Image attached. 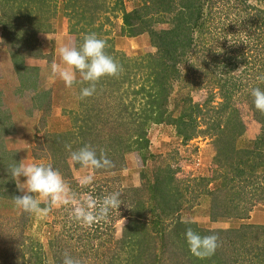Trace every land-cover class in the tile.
Returning <instances> with one entry per match:
<instances>
[{
    "label": "rangeland",
    "instance_id": "obj_1",
    "mask_svg": "<svg viewBox=\"0 0 264 264\" xmlns=\"http://www.w3.org/2000/svg\"><path fill=\"white\" fill-rule=\"evenodd\" d=\"M65 1L50 0L56 9L52 11L47 7L46 15H53L48 18L53 29L45 33H69L77 47L82 45L85 35L96 33L107 42L105 51L126 70L116 78L110 77L112 82L116 80L121 84L126 74L130 76L127 72L130 69L122 64L124 56L139 61L140 56H135L140 53L157 51L148 32L138 36L125 35L123 9H111L115 0H110L109 8L99 11L101 16L93 26L85 24L81 27L79 24L75 35L70 30L74 27L64 10ZM147 1L151 4L147 5ZM182 1L124 0L123 5L127 11L136 7L142 11L150 10L149 15H153L150 17L158 21L155 27L163 29L173 25V17L183 9ZM199 1L203 11L193 31L194 46L189 55L177 63L182 77L175 81L170 98V110L176 117L185 109L192 112L190 104H199V110L193 111L194 124L187 127H191L188 133L193 136L185 139L172 123H154L148 129L149 145L145 156L138 144L139 148H132L122 155L123 165L118 169L116 165L98 170L83 168L70 159L68 149H63L67 154L66 168L58 158L55 161L50 148L53 138L48 133L74 132L67 141L72 151L79 149L81 140L90 142L91 138L83 134L80 120L84 113H88L87 107L91 108V103L104 105L112 115L120 117L119 107L125 106L130 99L124 92V86L129 83L127 80L123 88L114 91L108 83L103 86L104 78L107 79L103 77L96 84L95 94L81 99L80 90L87 84L77 83L69 88L51 72L53 63H61L57 51L61 43L56 49L51 34L45 40L50 46L49 52H41L39 46L35 50V56L44 58L38 68L44 90L40 91L42 81L39 82L37 73L34 74L36 80L33 77L26 83L16 72L13 59L7 65L0 64V264H62L65 251L80 259L82 264H152L154 252H159L161 257L158 264H190L185 257L189 247L183 248V242L178 240L174 249L170 243L177 239L172 230L177 221H191L218 232L243 224L264 225V201H245L242 217L214 218L211 212L214 199L209 194L210 190L218 191L220 195L225 191H237L239 186L240 179L236 178V164L233 162L235 158L231 157L235 153H227L230 159L217 156L224 141L220 138L221 131L231 128L230 124L238 120L242 121L245 130L241 136L230 139L222 148L223 152L220 149L223 154L232 146L236 149L253 148V141L262 133V123L257 120L249 98L252 89L261 88L264 82L259 79L264 77V27L260 29L255 19L264 9V0ZM168 2L171 11L164 10ZM38 13L36 11L35 14ZM0 32L2 34L1 26ZM77 77L79 79V74ZM133 77L137 85H132L139 86L143 82L139 74ZM21 161L52 165L78 200L92 196L100 202L105 196L119 192L121 205L91 227L83 226L70 216L71 205L54 206L44 217L24 212L13 200L24 193L18 190L8 170V165ZM160 171L173 173V183L177 186L172 190L173 197H180L179 209L168 216L161 215L158 200L152 198L153 192L149 189ZM86 175H92L94 179L90 185L82 187L79 180ZM232 177L236 179L229 182ZM12 180L15 185H11ZM25 180L26 177H20L21 183ZM240 199H243L242 194ZM234 203L239 204V201ZM44 206L42 203L41 207ZM246 208L248 211L245 213ZM133 218L140 219L144 227L132 238V235H127L125 226ZM263 232L250 237L246 249L240 250L233 258V264H264L256 254L264 245ZM164 235H167L166 240L169 238L171 247L167 244L166 256L162 257ZM135 237L140 244H134ZM130 238L133 241L127 242ZM147 241L152 242L151 248ZM195 263L200 264L197 260Z\"/></svg>",
    "mask_w": 264,
    "mask_h": 264
},
{
    "label": "trees",
    "instance_id": "obj_2",
    "mask_svg": "<svg viewBox=\"0 0 264 264\" xmlns=\"http://www.w3.org/2000/svg\"><path fill=\"white\" fill-rule=\"evenodd\" d=\"M115 1V5L111 9H123V32L125 35L138 36L148 32L152 45L157 49L155 53L142 52L138 56H135H140L139 61H136L137 58L125 57L124 53H122L124 56L122 64L124 68L128 67L131 73L127 70L130 76L126 74L125 78L121 79V84H118L116 80L112 82L110 77L105 76L107 79L104 78L103 86L108 83L107 85H111L114 91L123 88L126 80L129 82L128 84L126 83V87L124 86V92L129 94L130 99L127 103L125 102V106L119 107L120 117L112 115L113 113L108 111L107 106H95L91 103V108L87 107L86 109L88 113H84V116L80 119L82 122L81 126H83L82 129L84 130L83 134H87L91 140L90 142L85 139L81 140L79 148L84 145H91L97 150L98 155L100 150L103 149L107 157L118 169L119 165H123L122 155L131 151L132 148H139L138 144L141 145L140 151L145 156V149L147 150L149 145V138L147 137L148 129L154 123H172L178 127L179 132L185 139L193 136L188 133L191 127H187L194 124L193 111L199 110V104H190L192 112L188 113L185 109L182 114L176 117L172 113V110H170V98L174 90L175 81L182 77L177 63L183 57L189 55L194 46L193 31L202 17L203 5L199 0L182 1L183 9L173 17V25L169 28L158 29L155 27L158 21L150 17L153 16L149 15L150 10L142 11L136 7L132 11H127L124 9V0ZM149 2L151 4V1H147L146 4L148 5ZM109 3L110 0H66L64 10L71 25L74 27V29H70L71 32L77 31L79 24H81V27L85 24L88 27L93 26L98 16H101L99 11L109 8ZM47 7L52 8V11L56 9L55 3L50 4V0H0L2 43L10 50L16 72L26 83L33 77L36 80L34 74L37 73L39 75L38 67L26 63V59L32 52L29 39L34 32H49L53 29L51 23L48 21V18L53 17V15H46L48 12ZM164 10L171 11L169 2ZM36 11L40 13L35 14ZM255 19L260 26L259 28L262 29L264 27V9L260 10V14L256 15ZM81 27L80 29H82ZM201 27L204 28V25ZM74 34L77 35L78 33L75 32ZM35 53L36 51L32 54L35 55ZM135 68H137V72L134 73ZM124 71L126 70L123 69L122 72ZM137 74H139L140 79L143 81L139 86L132 85H137L136 79L133 77V75L136 77ZM260 89L264 90V82ZM250 97L249 100L257 120L262 123V133L253 141V148L236 149L232 146L228 151L226 150V153H224L226 155H224L222 148L225 144L230 139L232 141L236 137L241 136L245 130L242 121L236 119L238 121H235V124H230L231 128L227 127L226 130L221 131L220 138L224 141H222V146L218 148L219 153L217 156H227L226 158L230 159L228 152L235 153L231 157L235 158L233 161L237 167H235V174L236 178L240 180L237 191H225L220 195L217 193L218 191L210 190L209 194L213 195L214 199L211 206L212 217L214 218L226 216L242 217L244 216L242 205L245 201H264V158L261 157L264 155V113L255 108L253 103L254 98L251 94ZM236 116L238 117L237 112ZM72 133L74 132L48 133V136L53 138L50 148L51 152L55 154V161L58 158V162L63 163L66 168L68 167L66 162L67 154L63 152V149H66L65 146L68 145L67 141L73 137L71 136ZM60 138L63 142H61ZM218 160L221 159L218 158ZM260 169L263 170L259 171ZM236 178L228 179V181L231 182ZM173 181L174 176L172 172L160 171L156 173L154 182L149 186V189L153 192L152 198L156 201L158 200L157 205L162 210L161 215L168 216L179 209L178 202L180 197L177 196V199L173 197L174 193L172 190H176L177 188ZM224 184L226 186L225 182ZM11 185H15L13 180L11 181ZM240 194L243 195V199L239 200ZM234 201H239V204L234 203ZM247 211L248 209L246 208L245 213ZM189 226L202 236L216 234L220 242V247L216 250L215 254L204 259L197 258L187 249L185 257L186 261L190 264H196V260L200 264L202 262L204 264H233V258L240 253V250L246 249L250 237L260 231H264V225L243 224L239 227H231L225 232H218L202 228L194 222L187 225L183 220H179L172 229L177 239L170 242L169 238L166 240L167 235H164L165 241L161 246L164 248L162 250V257L166 256L167 244L170 245L171 243L175 249V246L178 245L177 241L180 240L183 242V248L185 246L188 247L184 233L186 227ZM142 227H144V223L140 219L133 218L125 226V229L128 232L127 235H132L133 238V236H137V232ZM132 238L128 239L127 242L133 241ZM148 243L149 248H151L152 242L147 241L146 244ZM123 244L126 246L125 238H123ZM134 244H140V241L136 237ZM247 249L249 250V248ZM229 251L233 252L232 255H230ZM256 254H258L260 261H264V245L261 247L260 252ZM159 258L161 259L159 252H154L151 263L158 264ZM237 259L238 256L236 257Z\"/></svg>",
    "mask_w": 264,
    "mask_h": 264
},
{
    "label": "clouds",
    "instance_id": "obj_3",
    "mask_svg": "<svg viewBox=\"0 0 264 264\" xmlns=\"http://www.w3.org/2000/svg\"><path fill=\"white\" fill-rule=\"evenodd\" d=\"M106 48L107 42L104 39L99 38L96 33H89L84 36L83 43L79 47L66 44L59 48L61 63H53L51 72L54 76H58L66 87L71 88L77 83L87 84V87L81 88L80 98L91 97L95 94L96 84L101 78L117 77L123 71L122 65L105 51ZM259 79L264 80V77ZM251 95L254 98L255 108L264 113V90L254 88ZM65 147L70 152V159L83 168L98 170L114 166L103 149L98 155L97 150L91 145H84L76 151L71 150V145ZM8 170L18 190L24 193L13 198L15 205L24 212L38 217L47 216L54 206L71 205L70 216L83 226L91 227L106 218L110 210L119 209L121 205L119 192L105 196L100 202L92 196L78 200L61 173L50 164H25L21 161L19 164L8 165ZM21 176L26 177L23 183L20 181ZM93 179L92 175H86L80 178L79 183L82 187L88 186ZM42 203L45 204L44 207H41ZM184 223L190 225L191 221ZM184 236L190 252L200 259L211 257L220 247L219 237L216 234L202 236L190 226L186 227ZM62 264H82V262L65 251Z\"/></svg>",
    "mask_w": 264,
    "mask_h": 264
},
{
    "label": "crops",
    "instance_id": "obj_4",
    "mask_svg": "<svg viewBox=\"0 0 264 264\" xmlns=\"http://www.w3.org/2000/svg\"><path fill=\"white\" fill-rule=\"evenodd\" d=\"M50 34L53 37L52 41H53L56 49L59 48L60 43H61V47L66 45V44H73L74 39H72V37H71L72 35H70L69 33L62 35L58 32H52V33L34 32L33 35H31V37L29 39L30 46L32 47V52H31V55L26 59V63L28 65L36 66L38 68L41 66L44 58H39V57L33 55L32 53L35 52V49L37 46L40 47L41 52H43V53L49 52L50 46L46 45L45 40L51 37ZM57 51H59V50L57 49ZM11 59H12V55L10 53V50H8L7 46L3 45L2 34L0 32V64L7 65V63L9 61L11 63ZM40 71H41V68H40ZM39 77H40V75H39ZM40 81H42L41 77L39 79V82ZM43 84L44 83L42 81V85ZM42 85L40 83V91L42 88H43V90L45 88L44 85L43 86ZM52 107H53V104H52Z\"/></svg>",
    "mask_w": 264,
    "mask_h": 264
}]
</instances>
